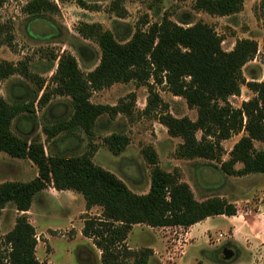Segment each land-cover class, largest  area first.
<instances>
[{
    "label": "trees",
    "instance_id": "trees-1",
    "mask_svg": "<svg viewBox=\"0 0 264 264\" xmlns=\"http://www.w3.org/2000/svg\"><path fill=\"white\" fill-rule=\"evenodd\" d=\"M244 1L196 0L195 8L211 16H230L242 10ZM115 9L121 10L119 18L125 16L118 5ZM24 11L39 16L44 11H56V7L46 0H30ZM78 33L97 43L101 51L99 63L84 74L72 55L65 53L58 58L51 95L69 97L73 113L68 119L42 127L46 141L58 142L61 135L77 131L91 139L101 116L112 119L120 113H130V107L124 103L93 104L92 93L117 83L135 82L148 90L144 112L152 113L161 107L160 124L170 137L182 140L175 151L177 159L220 162V169L228 176L264 174V151L254 147V142H264V77L261 82L246 84L254 96L240 108L232 107L228 101L238 96L245 84L242 70L257 53L254 40H238L232 50L224 51L211 26L198 22L184 27L168 18L145 30L136 29L123 41L97 24H82ZM17 72L29 77L25 65L0 64V80ZM162 83L173 96L183 98L189 108L196 110L195 121L175 118L168 112L154 92V86ZM49 97L50 94L43 93L37 104L44 105ZM34 103L9 104L0 98V153L29 160L37 168V177L27 183L0 184V217L7 204L14 205L19 213L27 212L34 196L49 187L73 191L82 195L86 208L102 210L100 218L87 220L82 231L85 237L94 239L102 264H147L152 255L150 249L133 254L124 247L132 226L188 228L209 217L236 215L235 206L218 196L196 200L190 186L177 173L165 172L158 166L157 155L150 147L143 150L151 166L149 191L143 195L133 193L114 174L95 165L92 153H48L39 137L19 136L11 129L16 118L30 125L36 123ZM198 132L200 139L196 137ZM239 134L242 135L229 158L222 161V142ZM103 144L118 156L128 139L112 133L103 138ZM236 164H241V168L236 169ZM4 244L7 252L0 255V264H44L35 256V230L25 215L16 218L13 229L4 236ZM128 258H133L132 262Z\"/></svg>",
    "mask_w": 264,
    "mask_h": 264
},
{
    "label": "rangeland",
    "instance_id": "rangeland-1",
    "mask_svg": "<svg viewBox=\"0 0 264 264\" xmlns=\"http://www.w3.org/2000/svg\"><path fill=\"white\" fill-rule=\"evenodd\" d=\"M29 1L0 0V64L25 65L29 72L28 78L17 72L0 80V98L9 104L35 101L36 123L30 125L22 118H16L11 125L13 133L39 137L48 153L59 152L67 156L92 153L95 165L114 174L138 195L149 191L151 166L143 150L150 147L157 155L158 166L165 172L177 173L180 180L190 186L198 201L214 196L225 200L227 197L236 198L244 209H251L252 199L264 203V174L228 176L220 169V162L177 159L175 151L182 140L170 137L167 129L160 124L158 116L161 107L152 113L144 112L148 90L135 82L117 83L92 93L90 101L93 104L115 106L124 103L130 107V113H120L112 119L108 115L101 116L91 139L77 131L61 135L58 142H48L42 133L44 125L68 119L73 113L69 97L51 95L58 58L65 53L72 55L84 74L94 70L99 63L101 51L97 43L84 39L78 33L82 24L100 25L118 41H123L136 29L145 30L149 25L168 18L184 27L198 22L211 26L221 39L224 51L232 50L238 40H254L257 53L242 70L245 84L238 96L228 99L232 107L240 108L243 102L254 96L246 84L261 82L264 77V0H245L242 10L230 16H211L197 10L196 0H46L55 5L56 11L31 16L24 11ZM115 5L123 9V18L117 16L121 10L115 9ZM154 92L172 116L196 120V110L189 108L183 98L173 96L165 83L155 85ZM43 93L50 94L49 100L44 105L37 104ZM112 133L122 134L128 139L127 146L118 156L112 155L103 144V138ZM241 135L222 142V161L229 158V152ZM200 136L198 132L197 139ZM254 147L264 151V142H254ZM241 166L236 164L235 168ZM35 177L37 168L29 160L0 153V184L27 183ZM49 188L34 196L30 209L25 213L17 212L12 204L5 206L0 217V255L7 252L4 236L13 229L16 218L25 215L34 227L39 243L37 256L41 263L102 264L101 251L94 244V239L85 237L82 232L87 220L97 221L100 218L101 208H86L84 198L76 192ZM213 223L218 229L211 231L207 239L214 247L202 255L197 248L186 253L187 248L182 247L183 229L186 228L182 227L167 229L134 225L124 247L133 254L150 249L152 255L147 264H223L219 262L218 253L226 246L231 249V245L219 228H226L227 223L218 219ZM48 235L50 238L47 240ZM180 238L182 242L177 244L175 255L170 256V241ZM194 257L197 259L192 262ZM251 258L246 255L236 257L232 253L224 264H264V245L255 252L254 261ZM128 259L130 262L133 260Z\"/></svg>",
    "mask_w": 264,
    "mask_h": 264
},
{
    "label": "crops",
    "instance_id": "crops-1",
    "mask_svg": "<svg viewBox=\"0 0 264 264\" xmlns=\"http://www.w3.org/2000/svg\"><path fill=\"white\" fill-rule=\"evenodd\" d=\"M239 169V168H237ZM50 189V188H49ZM56 191V190H55ZM250 200V199H249ZM249 200H246L248 202ZM227 202L233 204L236 208L235 216H214L209 217L197 224H194L184 230L183 240L184 243L182 247L187 248L186 253H189L191 250L200 249V254L208 252L209 248L213 249L214 245L210 244L207 237L214 229H218L217 226L213 223V220L218 219L227 223L226 228H219L223 235L227 238V243L231 245V251L236 257L240 255L251 256L254 261L255 252L258 251V248L263 247L264 245V203L260 201L256 202L255 199L251 200V209L241 208L240 201L236 198H228ZM180 228V227H174ZM169 229V228H167ZM221 237L223 236L220 234ZM45 238V236H44ZM47 240L50 238V235L46 237ZM45 238V239H46ZM182 239H173L170 241L169 245L171 246L172 252L170 256L175 255V250L178 248V243H181ZM189 243V244H185ZM39 243L36 244L37 256ZM208 247V248H207ZM205 255V254H204ZM172 259V257H170ZM197 258L194 257V262ZM39 260V259H38ZM173 260V259H172ZM39 262H42L39 260ZM48 263V262H47ZM50 264H62L61 262H54ZM189 264V263H188ZM191 264V263H190Z\"/></svg>",
    "mask_w": 264,
    "mask_h": 264
},
{
    "label": "water",
    "instance_id": "water-1",
    "mask_svg": "<svg viewBox=\"0 0 264 264\" xmlns=\"http://www.w3.org/2000/svg\"><path fill=\"white\" fill-rule=\"evenodd\" d=\"M232 257V251L230 249L229 246H226L224 249H222L219 253H218V258L220 260H228Z\"/></svg>",
    "mask_w": 264,
    "mask_h": 264
},
{
    "label": "flooded vegetation",
    "instance_id": "flooded-vegetation-1",
    "mask_svg": "<svg viewBox=\"0 0 264 264\" xmlns=\"http://www.w3.org/2000/svg\"><path fill=\"white\" fill-rule=\"evenodd\" d=\"M224 248H225V247H224ZM224 248H223V249H224Z\"/></svg>",
    "mask_w": 264,
    "mask_h": 264
},
{
    "label": "built area",
    "instance_id": "built-area-1",
    "mask_svg": "<svg viewBox=\"0 0 264 264\" xmlns=\"http://www.w3.org/2000/svg\"><path fill=\"white\" fill-rule=\"evenodd\" d=\"M221 236V235H220Z\"/></svg>",
    "mask_w": 264,
    "mask_h": 264
}]
</instances>
